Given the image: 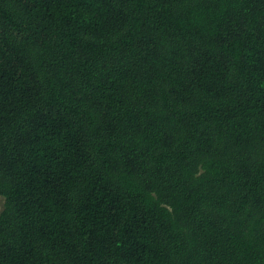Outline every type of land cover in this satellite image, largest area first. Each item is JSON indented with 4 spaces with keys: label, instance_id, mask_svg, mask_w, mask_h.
<instances>
[{
    "label": "trees",
    "instance_id": "trees-1",
    "mask_svg": "<svg viewBox=\"0 0 264 264\" xmlns=\"http://www.w3.org/2000/svg\"><path fill=\"white\" fill-rule=\"evenodd\" d=\"M0 204V264H264V0H0Z\"/></svg>",
    "mask_w": 264,
    "mask_h": 264
},
{
    "label": "rangeland",
    "instance_id": "rangeland-1",
    "mask_svg": "<svg viewBox=\"0 0 264 264\" xmlns=\"http://www.w3.org/2000/svg\"><path fill=\"white\" fill-rule=\"evenodd\" d=\"M1 204H2V201H1ZM1 204H0V207H1Z\"/></svg>",
    "mask_w": 264,
    "mask_h": 264
}]
</instances>
